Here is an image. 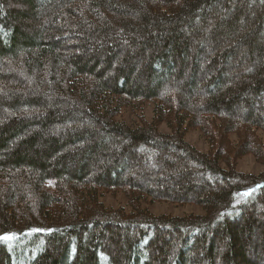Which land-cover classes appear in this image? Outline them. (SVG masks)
Masks as SVG:
<instances>
[{
    "label": "trees",
    "instance_id": "obj_1",
    "mask_svg": "<svg viewBox=\"0 0 264 264\" xmlns=\"http://www.w3.org/2000/svg\"><path fill=\"white\" fill-rule=\"evenodd\" d=\"M247 154L264 164V0H0V264H264Z\"/></svg>",
    "mask_w": 264,
    "mask_h": 264
},
{
    "label": "rangeland",
    "instance_id": "obj_2",
    "mask_svg": "<svg viewBox=\"0 0 264 264\" xmlns=\"http://www.w3.org/2000/svg\"><path fill=\"white\" fill-rule=\"evenodd\" d=\"M142 116L146 121H151L152 118V105L147 104L142 111L130 112L127 109L122 110V112L116 117L118 121H123L129 125L139 124V117ZM159 130L164 133H168L169 130L165 124L159 126ZM185 140L194 146L197 150L207 153L209 150V144L207 140L201 136L198 130H188L186 132ZM222 166H224L222 164ZM235 166V167H234ZM233 167L241 173H248L253 175H259L264 172V164L251 155L247 154L244 156H239L233 160ZM100 202H102L106 207L113 208H123L126 212L130 211V207L127 204L126 199L121 193L106 194L100 197ZM148 211L154 215H168L173 217H181L185 215H203L204 210L195 205H174L164 202H153L143 205Z\"/></svg>",
    "mask_w": 264,
    "mask_h": 264
},
{
    "label": "snow or ice",
    "instance_id": "obj_3",
    "mask_svg": "<svg viewBox=\"0 0 264 264\" xmlns=\"http://www.w3.org/2000/svg\"><path fill=\"white\" fill-rule=\"evenodd\" d=\"M5 239H7V238H5Z\"/></svg>",
    "mask_w": 264,
    "mask_h": 264
}]
</instances>
